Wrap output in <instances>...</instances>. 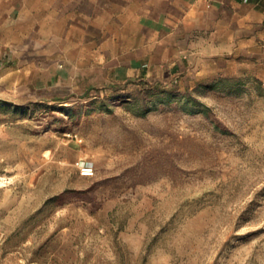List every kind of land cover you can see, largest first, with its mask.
Masks as SVG:
<instances>
[{"label": "rangeland", "instance_id": "374dc122", "mask_svg": "<svg viewBox=\"0 0 264 264\" xmlns=\"http://www.w3.org/2000/svg\"><path fill=\"white\" fill-rule=\"evenodd\" d=\"M38 6L0 34V264H264V35L256 62L111 80L89 20Z\"/></svg>", "mask_w": 264, "mask_h": 264}, {"label": "crops", "instance_id": "0c3cea01", "mask_svg": "<svg viewBox=\"0 0 264 264\" xmlns=\"http://www.w3.org/2000/svg\"><path fill=\"white\" fill-rule=\"evenodd\" d=\"M39 2L43 13L61 12L80 24L89 20L90 29L74 28L90 35L89 44L82 40L89 51L82 63L104 65L111 80L113 64L129 79L165 66L188 76L217 69L212 64L256 62L264 35V0H0V34L17 12L34 13Z\"/></svg>", "mask_w": 264, "mask_h": 264}, {"label": "built area", "instance_id": "2783aa9c", "mask_svg": "<svg viewBox=\"0 0 264 264\" xmlns=\"http://www.w3.org/2000/svg\"><path fill=\"white\" fill-rule=\"evenodd\" d=\"M77 165L83 176L92 177L95 175V166L92 162L81 160L77 163Z\"/></svg>", "mask_w": 264, "mask_h": 264}]
</instances>
